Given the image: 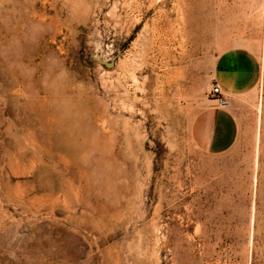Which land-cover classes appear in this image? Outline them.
<instances>
[{"label": "rangeland", "instance_id": "374dc122", "mask_svg": "<svg viewBox=\"0 0 264 264\" xmlns=\"http://www.w3.org/2000/svg\"><path fill=\"white\" fill-rule=\"evenodd\" d=\"M239 46L261 77L208 152ZM0 264H264V0H0Z\"/></svg>", "mask_w": 264, "mask_h": 264}, {"label": "crops", "instance_id": "0c3cea01", "mask_svg": "<svg viewBox=\"0 0 264 264\" xmlns=\"http://www.w3.org/2000/svg\"><path fill=\"white\" fill-rule=\"evenodd\" d=\"M257 56L254 50L239 46L230 50L225 49L214 57L211 72L203 83V89L207 90L210 82H217L229 100V107H220L215 100L207 103L208 152H225L237 143L239 123L230 103L238 99L237 96L250 92L258 84L261 72Z\"/></svg>", "mask_w": 264, "mask_h": 264}, {"label": "built area", "instance_id": "2783aa9c", "mask_svg": "<svg viewBox=\"0 0 264 264\" xmlns=\"http://www.w3.org/2000/svg\"><path fill=\"white\" fill-rule=\"evenodd\" d=\"M211 95L214 97L216 103L220 107H227L229 104V100L224 95L220 85L217 82L212 83V87L210 90Z\"/></svg>", "mask_w": 264, "mask_h": 264}, {"label": "water", "instance_id": "95a60500", "mask_svg": "<svg viewBox=\"0 0 264 264\" xmlns=\"http://www.w3.org/2000/svg\"><path fill=\"white\" fill-rule=\"evenodd\" d=\"M115 58L116 56H113V57H108L107 59H100V58H97L96 59L102 63L105 67L107 68H111L112 66H114L115 64Z\"/></svg>", "mask_w": 264, "mask_h": 264}, {"label": "bare ground", "instance_id": "6f19581e", "mask_svg": "<svg viewBox=\"0 0 264 264\" xmlns=\"http://www.w3.org/2000/svg\"><path fill=\"white\" fill-rule=\"evenodd\" d=\"M229 105V104H228Z\"/></svg>", "mask_w": 264, "mask_h": 264}]
</instances>
